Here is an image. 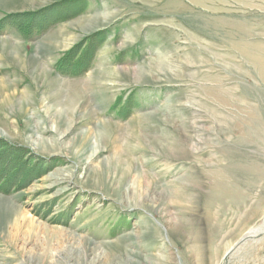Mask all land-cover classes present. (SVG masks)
<instances>
[{"label":"rangeland","instance_id":"1","mask_svg":"<svg viewBox=\"0 0 264 264\" xmlns=\"http://www.w3.org/2000/svg\"><path fill=\"white\" fill-rule=\"evenodd\" d=\"M0 264H264V0H0Z\"/></svg>","mask_w":264,"mask_h":264},{"label":"trees","instance_id":"2","mask_svg":"<svg viewBox=\"0 0 264 264\" xmlns=\"http://www.w3.org/2000/svg\"><path fill=\"white\" fill-rule=\"evenodd\" d=\"M80 3V2H79ZM83 6L84 5H81V4H79V6H78V8H76V10H80V9H82L83 8ZM72 12H74V11H72ZM70 13V12H69ZM69 13H65L66 15H68ZM75 13V12H74ZM73 13V14H74ZM102 34H99V35H92V36H90V37H87V38H85L84 40H82V42L80 43V44H78L77 46H76V48H74L73 49V52H71V53H69L67 56H66V58H67V60H69L70 59V63H72L73 65L74 64H77L78 66H77V70H75L74 71V69L73 70H70V68H69V63H66V66H65V68H62V67H57V69L61 72V73H63V74H65V75H67V74H70V75H72V76H75V75H79V74H81L80 73V71H81V69H82V66H84L83 64H84V54H85V50L83 51V48L82 47H84L87 43H90V40H91V38H94V36H95V38H97V37H99V36H101ZM89 45V44H88ZM88 47V46H87ZM85 49V48H84ZM75 55V56H74ZM71 72H77V73H71ZM141 94V93H140ZM135 104H133V106H134ZM129 106H130V104H127L126 106H125V108H129ZM132 107V106H131ZM127 113H129V112H127Z\"/></svg>","mask_w":264,"mask_h":264},{"label":"bare ground","instance_id":"3","mask_svg":"<svg viewBox=\"0 0 264 264\" xmlns=\"http://www.w3.org/2000/svg\"><path fill=\"white\" fill-rule=\"evenodd\" d=\"M5 45H6V44H5ZM11 52H12V51H11ZM253 233H254V231H253L252 233H249V235H250V234L252 235ZM249 235H248V236H246V237H249Z\"/></svg>","mask_w":264,"mask_h":264}]
</instances>
